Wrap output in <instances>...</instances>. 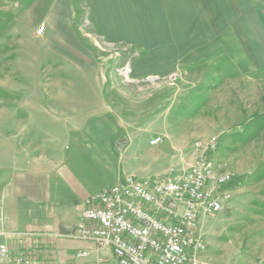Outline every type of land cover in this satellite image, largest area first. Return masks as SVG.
I'll return each instance as SVG.
<instances>
[{
  "label": "rangeland",
  "instance_id": "1",
  "mask_svg": "<svg viewBox=\"0 0 264 264\" xmlns=\"http://www.w3.org/2000/svg\"><path fill=\"white\" fill-rule=\"evenodd\" d=\"M144 50L108 38L92 0H0V127H41L68 97H98L117 128L120 175L139 178L188 167L195 142L217 136L206 155L235 177L229 204L200 221L203 256L264 262V126L255 124L264 115V67L241 70L244 57L214 50L136 72ZM155 135L162 141L150 145Z\"/></svg>",
  "mask_w": 264,
  "mask_h": 264
},
{
  "label": "crops",
  "instance_id": "2",
  "mask_svg": "<svg viewBox=\"0 0 264 264\" xmlns=\"http://www.w3.org/2000/svg\"><path fill=\"white\" fill-rule=\"evenodd\" d=\"M92 3L94 20L108 38L145 49L136 72L169 70L174 58L214 50L232 60L244 57L236 61L241 70L264 67V0ZM98 99L77 103L70 96L47 113L50 122L41 127H0V244L8 246L6 264L16 256L31 264H96V244L70 233L83 200L123 175L113 155L117 128ZM80 250L88 254L77 257ZM103 256L101 264H116L109 249Z\"/></svg>",
  "mask_w": 264,
  "mask_h": 264
},
{
  "label": "built area",
  "instance_id": "3",
  "mask_svg": "<svg viewBox=\"0 0 264 264\" xmlns=\"http://www.w3.org/2000/svg\"><path fill=\"white\" fill-rule=\"evenodd\" d=\"M161 141L155 135L149 144ZM217 143V136L195 142L198 158L186 168L172 165L163 174L141 178L123 174L90 194L70 236L96 244L101 252L96 264L105 260V249L116 264H221L203 256L200 226L203 217L220 212L231 199L234 170L206 155ZM87 254L80 250L76 256ZM8 262V246L0 244V264ZM13 263L31 264V259L16 256Z\"/></svg>",
  "mask_w": 264,
  "mask_h": 264
},
{
  "label": "trees",
  "instance_id": "4",
  "mask_svg": "<svg viewBox=\"0 0 264 264\" xmlns=\"http://www.w3.org/2000/svg\"><path fill=\"white\" fill-rule=\"evenodd\" d=\"M255 124L257 127H260V128L263 127L264 126V115L262 117H260V121H258V122L256 121ZM230 184H232V182Z\"/></svg>",
  "mask_w": 264,
  "mask_h": 264
}]
</instances>
